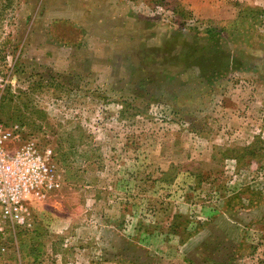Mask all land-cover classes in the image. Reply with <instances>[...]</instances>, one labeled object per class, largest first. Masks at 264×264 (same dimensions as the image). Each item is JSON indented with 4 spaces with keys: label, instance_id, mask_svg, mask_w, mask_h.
<instances>
[{
    "label": "rangeland",
    "instance_id": "obj_1",
    "mask_svg": "<svg viewBox=\"0 0 264 264\" xmlns=\"http://www.w3.org/2000/svg\"><path fill=\"white\" fill-rule=\"evenodd\" d=\"M186 2L0 0V124L61 179L0 264H264V0Z\"/></svg>",
    "mask_w": 264,
    "mask_h": 264
},
{
    "label": "built area",
    "instance_id": "obj_2",
    "mask_svg": "<svg viewBox=\"0 0 264 264\" xmlns=\"http://www.w3.org/2000/svg\"><path fill=\"white\" fill-rule=\"evenodd\" d=\"M20 128L0 124V209L4 218L26 224L29 202L44 200L61 186L60 174L50 156L34 141L21 146Z\"/></svg>",
    "mask_w": 264,
    "mask_h": 264
},
{
    "label": "crops",
    "instance_id": "obj_3",
    "mask_svg": "<svg viewBox=\"0 0 264 264\" xmlns=\"http://www.w3.org/2000/svg\"><path fill=\"white\" fill-rule=\"evenodd\" d=\"M183 2H184V0H183ZM186 3H188V6H189L190 10H191L195 15H197L198 17H200V16H199V14H200V12H199V7L197 6V0H188V2H186ZM201 17H203V16H201ZM33 201H35V200H32L31 202H29V208H30V210H31V206H32V204H33ZM0 211H1V213H2V210H1V209H0Z\"/></svg>",
    "mask_w": 264,
    "mask_h": 264
},
{
    "label": "trees",
    "instance_id": "obj_4",
    "mask_svg": "<svg viewBox=\"0 0 264 264\" xmlns=\"http://www.w3.org/2000/svg\"><path fill=\"white\" fill-rule=\"evenodd\" d=\"M206 32H207V35H208V37H209L210 40H216L217 38H219L218 35L220 34V31H217V30L215 29V27H209V28L206 30ZM221 53H222V51H221ZM194 57H195V56H194ZM195 58H196V57H195ZM215 70H217V69H215Z\"/></svg>",
    "mask_w": 264,
    "mask_h": 264
}]
</instances>
